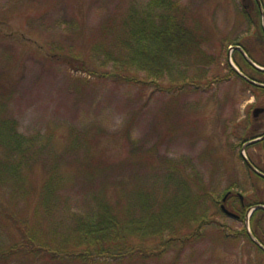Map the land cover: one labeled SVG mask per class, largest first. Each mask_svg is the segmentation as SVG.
<instances>
[{"label":"rangeland","instance_id":"374dc122","mask_svg":"<svg viewBox=\"0 0 264 264\" xmlns=\"http://www.w3.org/2000/svg\"><path fill=\"white\" fill-rule=\"evenodd\" d=\"M152 1L0 0V122L21 137L11 157L25 177L1 182L0 199L29 223L0 215V264H264L252 239L264 242V210L251 208L264 206V178L244 161L264 174V139L249 143L264 135V92L228 66L229 55L240 62L230 47L260 43V11L253 0H169L184 9L190 43L164 53L157 72L133 54L130 26L174 12ZM101 196L114 210L144 202L135 220L177 208L145 229V249L157 254L8 251L26 242L24 230L51 249L71 247L77 216L92 217Z\"/></svg>","mask_w":264,"mask_h":264},{"label":"trees","instance_id":"16d2710c","mask_svg":"<svg viewBox=\"0 0 264 264\" xmlns=\"http://www.w3.org/2000/svg\"><path fill=\"white\" fill-rule=\"evenodd\" d=\"M152 2L153 4L161 2L165 6L167 5L171 10L174 9V12H170L161 16L160 22L157 25H155L152 21L142 23L141 20L143 19L138 20V22L133 25H130L134 26L133 28L135 30L133 33H136L135 35L137 37L139 36L137 40L138 46L133 48V54H135V56H137L136 54L140 56L141 54L145 55L149 62H154V65L150 63L152 67H155L153 70L156 69L157 72H160L166 63L163 55L169 54L171 51H182V49L187 48L190 43L187 37L191 31L185 25L186 20L183 8L173 5V3H171V1L169 2V0H154ZM253 3L257 8L256 12H258V7L254 0ZM133 22L134 21H131V24ZM259 31L261 33V36L259 37L260 43L256 47H253V43L247 44L239 42V44L236 45H240L244 53L251 61L261 67H264V60L258 61L252 55L253 53H257V51L264 53V34L261 28ZM131 39L132 42L128 41L126 38V40L124 42L121 41V43L126 42L127 44H131L133 43V40L134 42L136 41L134 36H132ZM142 39L144 40L141 41ZM144 44L147 46L143 47L142 45ZM145 48L151 49L145 50ZM236 52L243 66L236 58L233 59V61H235L242 73L247 78L264 84V71H260L250 65V63L244 59L239 51ZM81 66L85 69V71L89 70L84 64H81ZM230 70L234 71L231 67ZM247 71H250V73ZM89 74L93 75L94 71H90ZM106 76L107 75H103L104 78ZM114 76H117V74ZM239 77L242 78L241 76ZM250 86L259 92H264V87H258L252 84H250ZM5 132L6 135L4 134ZM15 133L16 130H14V125L10 121L5 120L0 122L1 153H5V155H7L5 156L7 160L0 159V183L6 180L8 177H12L13 175H15V178L18 181H24L25 179L24 171L21 170V166H23L24 163H17L15 158L11 157L12 153H16V151L20 153L22 151L20 142L21 137L19 139L17 133ZM42 190L44 191L45 188L43 187ZM34 191H36V189ZM139 196L140 192L138 193V197ZM144 200L147 202L146 197ZM8 201L10 202V199H8ZM95 202V208L97 211L93 213L92 217H86L82 214L77 216L76 221L74 222L75 229L78 232L75 235L76 239H65L68 243L74 241V244H71V247L68 248H74L77 250L63 248V244L59 245V247L56 245L55 247H52L53 249H51L48 246L37 243L36 241L38 240L34 238L32 234H30V230H24L22 233L24 234V239L26 242L24 241V244L17 245L15 248H10L8 251L14 252L22 250L26 253L54 252L66 258H76L82 261H87L90 258L95 257H110L115 261H122L128 257L141 258L145 254H157L154 251H148L145 249L144 244L147 242L145 239V229L150 230L148 227L154 226L155 221L160 220V218H165L167 221H169L170 215H172L177 210L175 206L166 203V205H163L162 212H160V214H150L149 211L147 215L148 217L146 216V219L135 220V217H131V215H134L136 207L141 208V205L144 203H141L139 199L133 200L130 204L128 203L132 207V209L130 208L129 210L126 208L114 210V207L107 203L102 196L99 199H95ZM11 207V204L2 202L0 199V215L6 217L12 221V223H17L18 226H20V229L22 225L28 227L29 223H27L25 216L21 215L18 217L17 214L13 212L14 210H12ZM247 208H242V211L245 212ZM230 210L233 211V209ZM262 214L264 215V211ZM201 215L203 214H200L199 217ZM201 218L203 219L204 216H201L200 219ZM22 220L24 221L22 222ZM167 225L168 223H161L159 226H157V228L151 229L152 238L155 237L156 233L162 234L161 232L166 229ZM257 238L258 241L264 246V242L259 237ZM168 242L169 240H167L165 243Z\"/></svg>","mask_w":264,"mask_h":264},{"label":"water","instance_id":"95a60500","mask_svg":"<svg viewBox=\"0 0 264 264\" xmlns=\"http://www.w3.org/2000/svg\"><path fill=\"white\" fill-rule=\"evenodd\" d=\"M258 1V0H257ZM262 29H263V31H264V20H263V24H262ZM239 49V48H238ZM240 51H242L241 49H239ZM243 53V52H242ZM243 55H244V53H243ZM245 56V55H244ZM246 59H247V61L253 66V67H255V68H257V69H259V70H261V71H264V68H261V67H259V66H257L256 64H254L252 61H250L247 57H246ZM229 63H230V61H229ZM230 65H231V67H233V65L230 63ZM233 69H235V71L240 75V76H242L246 81H248L249 83H252V84H256V85H258V86H260V87H264V84H259V83H256V82H254V81H251V80H249V79H247V78H245L238 70H236V68H234L233 67ZM261 139H264V135L263 136H261V137H259V138H257V139H254V140H252V141H250L249 143H251V142H255V141H259V140H261ZM244 160H245V162L247 163V165L255 172V173H257L259 176H261V177H263L264 178V174L263 173H261V172H259L258 170H256L249 162H248V160L246 159V158H244ZM258 208H261V209H263L264 210V206L263 205H256V206H254V209H258ZM222 209H223V211L226 213V214H228V215H230V216H235L234 214H232V213H230L228 210H226L225 208H224V206H222ZM251 236V235H250ZM253 239V241L256 243V245H258L261 249H263V251H264V248L261 246V244L258 242V241H256L254 238H252Z\"/></svg>","mask_w":264,"mask_h":264},{"label":"bare ground","instance_id":"6f19581e","mask_svg":"<svg viewBox=\"0 0 264 264\" xmlns=\"http://www.w3.org/2000/svg\"><path fill=\"white\" fill-rule=\"evenodd\" d=\"M239 49H242L239 45H236ZM250 84H252V83H250ZM252 85H254V86H258V85H256V84H252ZM258 87H260V86H258Z\"/></svg>","mask_w":264,"mask_h":264}]
</instances>
